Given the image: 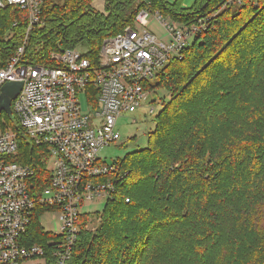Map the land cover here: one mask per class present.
<instances>
[{
	"label": "trees",
	"instance_id": "trees-1",
	"mask_svg": "<svg viewBox=\"0 0 264 264\" xmlns=\"http://www.w3.org/2000/svg\"><path fill=\"white\" fill-rule=\"evenodd\" d=\"M225 1L106 0L100 10L92 0L42 1L44 24L31 31L26 56L37 62L81 45L96 64L103 40L144 7L185 24L217 12L158 73L152 87L169 98L156 126L145 147L116 159L112 197L81 216L69 264H264V0ZM27 27L26 11L0 8V67ZM0 123L17 134V159L35 168L38 196L50 182L48 147L28 138L13 108ZM51 208L37 205L33 241L54 236L40 222ZM93 214L100 226L91 232Z\"/></svg>",
	"mask_w": 264,
	"mask_h": 264
},
{
	"label": "built area",
	"instance_id": "built-area-1",
	"mask_svg": "<svg viewBox=\"0 0 264 264\" xmlns=\"http://www.w3.org/2000/svg\"><path fill=\"white\" fill-rule=\"evenodd\" d=\"M42 1L0 0V8L19 7L28 19L22 43L0 67V93L7 82H22L12 101L14 114L28 138L50 151V182L37 196L35 168L17 159V134L0 123V264L70 263L83 205L108 200L116 187L108 177L119 172L116 159L108 162L99 151L120 137L118 118L154 101L158 73L181 58L217 14L185 24L144 7L134 24L103 40L96 64L77 47L51 51L48 62H37L26 56L31 31L44 24ZM242 4L226 0L223 8ZM153 21L165 29V38L150 30ZM39 203L52 207L40 213L44 231L54 235L44 242L30 234Z\"/></svg>",
	"mask_w": 264,
	"mask_h": 264
},
{
	"label": "rangeland",
	"instance_id": "rangeland-1",
	"mask_svg": "<svg viewBox=\"0 0 264 264\" xmlns=\"http://www.w3.org/2000/svg\"><path fill=\"white\" fill-rule=\"evenodd\" d=\"M173 2L174 0H167ZM185 5H190L194 0H183ZM106 0H92V4L97 9L104 8ZM226 7V6H225ZM223 8V7H222ZM150 30L156 35L165 38L166 31L157 21L150 24ZM168 39V38H167ZM80 51L87 50L86 46L78 45ZM153 82H156L153 81ZM156 91V88L153 87ZM169 98V92L164 88H158L156 92L150 95V101H147L141 108L133 113L122 114L116 124V130L120 133V137L111 145H107L99 151L101 158L108 162L119 157H123L127 152L143 148L148 143V133L156 126V115L162 109L163 101ZM154 108V113L149 112V108ZM107 197L87 202L83 205V209L89 213H100L106 205ZM100 214H93L89 219V229L91 232L97 230L100 226Z\"/></svg>",
	"mask_w": 264,
	"mask_h": 264
},
{
	"label": "water",
	"instance_id": "water-1",
	"mask_svg": "<svg viewBox=\"0 0 264 264\" xmlns=\"http://www.w3.org/2000/svg\"><path fill=\"white\" fill-rule=\"evenodd\" d=\"M22 82L9 81L1 89L0 93V117L3 112L12 115V101L22 89Z\"/></svg>",
	"mask_w": 264,
	"mask_h": 264
}]
</instances>
